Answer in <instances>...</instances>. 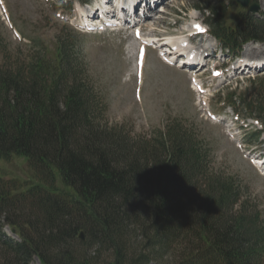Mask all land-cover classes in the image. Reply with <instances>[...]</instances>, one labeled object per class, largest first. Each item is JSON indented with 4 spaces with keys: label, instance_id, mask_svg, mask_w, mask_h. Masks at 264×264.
<instances>
[{
    "label": "trees",
    "instance_id": "obj_1",
    "mask_svg": "<svg viewBox=\"0 0 264 264\" xmlns=\"http://www.w3.org/2000/svg\"><path fill=\"white\" fill-rule=\"evenodd\" d=\"M222 3L205 8L211 35L227 53L264 42L263 18L238 9L227 20ZM57 43L50 68L38 58L0 68V159L23 156L40 178L26 187L0 178V264H97L81 252L92 247L110 251L107 264H264L260 215L236 209L238 190L208 172L206 148L179 123L135 145L100 128L66 41ZM258 111L264 117V105ZM131 225L151 253L188 236L197 245L183 247L173 263L153 262L150 251L132 256Z\"/></svg>",
    "mask_w": 264,
    "mask_h": 264
},
{
    "label": "rangeland",
    "instance_id": "obj_2",
    "mask_svg": "<svg viewBox=\"0 0 264 264\" xmlns=\"http://www.w3.org/2000/svg\"><path fill=\"white\" fill-rule=\"evenodd\" d=\"M218 1H223L227 20H232L238 6L229 5L228 0H169L167 5H155L156 17L144 18L143 25L149 28L142 34L153 32L146 39L156 38L159 42L168 36L182 40L181 35L191 32L192 20L201 23L207 32L211 29L207 25L211 16L205 5ZM262 2L254 3L258 8L252 13L255 18L264 19ZM85 6L80 0H0V68L13 70L35 58L45 60L50 68L55 65L57 40L64 39L72 72L90 96L95 124L130 145L151 141L167 126L182 124L197 145L206 148L208 172L220 180H232L240 198L236 209L256 211L264 224V174L248 160L250 149L264 150V133H259V123L264 130V117L258 111V106L264 105V68L235 76L230 70L237 59H264V42L250 40L238 53L227 54L209 34L195 36V42L210 51L214 49V56L204 52V64H208L195 74L166 65L156 50L138 42L132 32L142 22L127 31H79V11ZM141 48L145 52L139 69L137 53ZM214 67L221 68L213 72ZM207 74L210 75L205 77ZM200 79L203 85L198 86ZM37 173L23 156L0 159V178L13 179L22 187L38 182ZM140 229L127 227L129 255L150 251L144 248ZM4 231L10 235L9 230ZM197 241L188 236L181 246L177 241L173 249L150 254H154L156 263L178 262L183 247L192 249ZM81 252L97 264H107L111 258L110 251L97 247ZM30 264H38L37 259L33 258Z\"/></svg>",
    "mask_w": 264,
    "mask_h": 264
},
{
    "label": "bare ground",
    "instance_id": "obj_3",
    "mask_svg": "<svg viewBox=\"0 0 264 264\" xmlns=\"http://www.w3.org/2000/svg\"><path fill=\"white\" fill-rule=\"evenodd\" d=\"M145 2H146V5L147 6H145L147 9L146 10H151L150 12H148V11H146V13H144V17H143V20L142 19H140L139 21H138V23L139 22H142L141 23V25H140V27L142 28V30L144 31V30H146L147 28H149V27H147V26H145V25H143V22H144V18H150V19H153L154 17H156L157 16V10H156V8H155V4L157 5V3L158 4H165V5H167V3L169 2V0H145ZM260 7L262 8V7H264V2H262V3H260ZM160 11V10H159ZM162 11V10H161ZM109 14H111L112 13V10H110L109 12H108ZM94 16V15H93ZM139 18V17H138ZM94 20H96V18L94 19ZM148 20H146L145 22H147ZM191 22H194L193 23V25H191L190 24V27H191V32H187L185 35H181V37L182 38H187V40L190 42V41H194L198 36H199V34H196V33H192V28H193V26H197V25H199L200 26V28H202L203 29V27L199 24V23H196L195 24V21L194 20H192ZM209 20H208V22H207V25L209 26ZM136 24V23H135ZM194 27V28H195ZM146 28V29H145ZM197 28V27H196ZM150 30H152V28H150ZM148 31H149V29H148ZM139 32L140 31H138L137 33H138V35H139ZM153 33V32H152ZM152 33H146L145 35H143V36H141L140 37V39H139V36L138 37H136V40L138 41V42H143V41H145L146 40V37H148V35L149 34H152ZM194 34V35H192V34ZM187 34H188V36H187ZM135 35H136V31L134 30L133 31V37H135ZM195 36H196V38H195ZM178 37V36H177ZM179 39H180V37H178ZM181 40V39H180ZM195 45H196V49L195 50H197V54L195 55V57L193 58V59H189V61L191 60H193L191 63H190V65H189V63H186L185 64V68L187 69L188 67H190V68H188L190 71H193V70H195V68L196 67H198V69L197 70H195V74H197L201 69H203V65H206V64H204V62H206L205 60H206V54L205 53H207L208 55H212V53H213V50H209L207 47H205V46H203V45H201V43L199 44V43H197V42H193ZM145 45V44H144ZM163 47H167V45H165V46H163ZM159 49H160V47H158ZM138 51H139V49H138ZM168 51L169 52H172V55H174V52L171 50V48L170 47H168ZM205 52V53H204ZM207 55V56H208ZM212 56H214V55H212ZM206 57V58H205ZM137 58H138V60L139 61H137V64L138 65H140V67H139V69H141V65H142V63H143V59L141 58V56H139V52L137 53ZM240 62H239V66H242L241 64H243L244 65V68H248V66H255V65H261L262 63H264V59H258V57H255V58H251L250 60H246V59H243V60H239ZM168 62L169 61H163V63H165L166 65H168V66H171L170 64H168ZM208 63V62H207ZM164 64V65H165ZM248 64H251V65H248ZM165 65V66H166ZM193 66H195V67H193ZM264 67L262 66L261 68H260V70L261 69H263ZM235 69H239V68H235ZM250 68H248V72H255V71H259V68H254V69H250ZM235 75H237L236 73L234 74V76ZM192 76V75H191Z\"/></svg>",
    "mask_w": 264,
    "mask_h": 264
},
{
    "label": "water",
    "instance_id": "obj_4",
    "mask_svg": "<svg viewBox=\"0 0 264 264\" xmlns=\"http://www.w3.org/2000/svg\"><path fill=\"white\" fill-rule=\"evenodd\" d=\"M233 2L236 3L237 5H239L241 8H247L248 11H250V12H256L257 11L256 5L248 6V0H233ZM79 236L81 239H83V233L82 232L79 234Z\"/></svg>",
    "mask_w": 264,
    "mask_h": 264
},
{
    "label": "snow or ice",
    "instance_id": "obj_5",
    "mask_svg": "<svg viewBox=\"0 0 264 264\" xmlns=\"http://www.w3.org/2000/svg\"><path fill=\"white\" fill-rule=\"evenodd\" d=\"M199 30H201V31H203V29L202 28H200V26L199 25H197L196 26ZM218 74V73H217Z\"/></svg>",
    "mask_w": 264,
    "mask_h": 264
}]
</instances>
